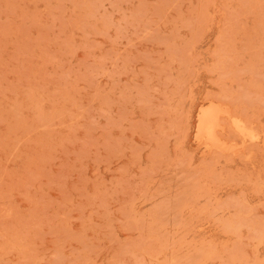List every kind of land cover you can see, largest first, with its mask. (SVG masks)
I'll return each instance as SVG.
<instances>
[{"label": "rangeland", "instance_id": "rangeland-1", "mask_svg": "<svg viewBox=\"0 0 264 264\" xmlns=\"http://www.w3.org/2000/svg\"><path fill=\"white\" fill-rule=\"evenodd\" d=\"M0 264H264V0H0Z\"/></svg>", "mask_w": 264, "mask_h": 264}, {"label": "bare ground", "instance_id": "bare-ground-1", "mask_svg": "<svg viewBox=\"0 0 264 264\" xmlns=\"http://www.w3.org/2000/svg\"><path fill=\"white\" fill-rule=\"evenodd\" d=\"M198 119H199V126H198L199 127V133L201 135H203L204 137H206L208 141L214 142V140H216L214 137V131L218 127V124H217L218 118L215 115H212L210 113H207V114L204 113V114H201V116ZM197 123H198V121H197ZM238 129L243 130V128H238Z\"/></svg>", "mask_w": 264, "mask_h": 264}]
</instances>
